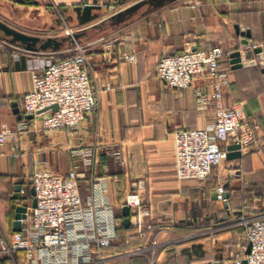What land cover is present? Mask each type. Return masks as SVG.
Here are the masks:
<instances>
[{"label": "crops", "instance_id": "0c3cea01", "mask_svg": "<svg viewBox=\"0 0 264 264\" xmlns=\"http://www.w3.org/2000/svg\"><path fill=\"white\" fill-rule=\"evenodd\" d=\"M53 1L65 18L77 21V39L92 43L87 65L92 81L110 82L112 87L102 91L99 106L75 130H32L35 116L23 108L24 94L33 87L32 69L44 58L64 57L72 37L62 30L50 0H0V21L41 39L38 49H29L6 40L12 35L0 29V129L27 124L17 141L0 145V236L10 238L18 231L19 205L27 212L33 206L29 191L37 167L65 174L77 164L83 200L87 203L101 186L114 207L117 237L105 248L104 264H150L152 248L153 264H232L248 250L238 215L264 213V193H256L257 187L264 192V0H200L195 6L194 0H167L157 6L144 3L120 17L143 1L123 0L115 12L103 8L98 14L93 8L97 16L87 21L80 20L74 7L80 0ZM237 26L251 32L253 43L247 48L254 62L233 67L230 53L246 48ZM50 37L58 39L59 46L43 47ZM101 37L111 45L93 42ZM211 45L222 46L220 65L230 73L225 102L244 105L259 141L240 159H226L216 167V181L180 180L174 133L214 120L211 104L203 112L198 105L199 93L211 87L207 74L201 73L188 87L171 88L157 75V63L164 54ZM253 45L262 47L263 64ZM125 51L134 53L135 60L121 58ZM89 151L94 164L87 160ZM218 177L228 184L227 201L217 198ZM17 183L29 189L20 198L14 197ZM132 190L148 204L156 226L143 235L136 232L131 211L123 212L125 195ZM25 224L20 222L21 229ZM0 264H32V259L28 251L18 250L2 257Z\"/></svg>", "mask_w": 264, "mask_h": 264}, {"label": "built area", "instance_id": "2783aa9c", "mask_svg": "<svg viewBox=\"0 0 264 264\" xmlns=\"http://www.w3.org/2000/svg\"><path fill=\"white\" fill-rule=\"evenodd\" d=\"M50 1L65 22L60 5ZM122 1L80 0L74 7L93 6L115 12ZM200 2L194 0L192 5ZM66 33L73 35L74 29L68 27ZM93 42L110 44L111 40L101 37ZM90 44L73 37V44L64 57L44 58L32 69L33 87L25 92L23 103L25 113L35 116L32 130H75L99 106L102 91L112 87L110 82L92 81L87 70ZM223 56L221 45L188 46L182 52L164 54L158 60L157 75L167 86L185 88L196 75L206 73L211 87L208 93H199L198 105L203 112L211 104L214 120L202 127L179 129L174 133L176 175L180 180L206 181L227 159L229 144H238L243 154L259 141L258 130L250 122L244 105L225 102V88L231 78L220 65ZM121 58L134 61L135 54L125 51ZM25 128V122L16 128L3 125L0 145L17 141ZM86 154L88 162L94 164L96 158L92 151ZM93 179L97 186L100 185L98 176ZM31 186L35 190L36 204L20 218L26 223L21 230L14 231L10 238L0 236V260L4 256H14L18 250H26L31 255L32 264H104L108 259L105 248L112 245L117 234L114 207L101 186L86 203L80 194L77 164L65 174L37 167ZM27 191L28 187L20 189L22 195ZM225 191L222 177H218L216 195L221 201L228 200ZM123 206L129 207L139 235L156 227L150 207L138 191H129ZM236 221L244 228V238L250 250L238 254L231 263L243 264L246 260L247 264H264V213L250 216L247 211H242ZM156 243L154 236L153 244ZM155 255L156 249L152 248L150 264L154 263Z\"/></svg>", "mask_w": 264, "mask_h": 264}, {"label": "water", "instance_id": "95a60500", "mask_svg": "<svg viewBox=\"0 0 264 264\" xmlns=\"http://www.w3.org/2000/svg\"><path fill=\"white\" fill-rule=\"evenodd\" d=\"M167 0H143L142 2L128 8L127 10L121 12L118 16H124L125 14H129L131 13L133 10H135L136 8H138L140 5L144 4V3H149V4H154V6L163 4L164 2H166ZM0 29H2L7 35H12L11 38L6 37V40H8L9 42L12 43H18L21 46H24L25 48H29V49H38L37 47V41H40L41 39H39L36 36H32L29 35L27 33L15 30L11 27H9L6 23H4L3 21H0ZM237 33L240 34L242 36V40L241 43L243 46H245L246 48L243 50L237 49L233 52L230 53V60L233 63V67H239L243 64H250L254 61H252L250 59V49L247 48L248 46H250L253 42L251 41L250 37H251V32L250 31H244V30H240L239 26H237ZM72 37V44H73V37L75 39H77L78 34L74 32L73 35H71ZM78 40V39H77ZM55 47L59 46L60 41L56 38L50 37L48 39H46L45 41H43L42 46H50L53 45ZM72 46V45H71ZM195 48V47H193ZM253 51L256 53L257 58L259 59L260 64H263V53H262V47L261 46H256L253 47ZM239 145L238 144H229L227 146V159H240L242 157V153L241 151L238 149ZM20 189H21V184L17 183L14 186V190H15V194L14 197L20 198L22 197V195L20 194ZM30 195L32 196V205L35 206L36 204V200L34 197L35 194V190L34 187L31 186L30 188ZM225 195L227 197L230 196V191L228 189V184L226 185V191H225ZM123 212L124 214H129L130 209L127 206L123 207ZM27 213V207L25 206H21L19 205L17 208V213H16V218L17 221H15V230H20L21 229V225H20V218L25 217ZM126 222H128V218L126 219ZM250 247H248L247 252H249ZM243 264H247V261L244 260Z\"/></svg>", "mask_w": 264, "mask_h": 264}, {"label": "trees", "instance_id": "16d2710c", "mask_svg": "<svg viewBox=\"0 0 264 264\" xmlns=\"http://www.w3.org/2000/svg\"><path fill=\"white\" fill-rule=\"evenodd\" d=\"M93 8H97V9H99V11H102L103 10V8L93 7V6H88V7L84 8V9H81L79 7H76V9L79 11V18H80V20L81 21H87V20H90V19L94 18L95 16H97V13L93 12ZM259 188L260 187H257L256 188V193L257 194L264 193L263 192V189L260 188L261 190H259Z\"/></svg>", "mask_w": 264, "mask_h": 264}, {"label": "rangeland", "instance_id": "374dc122", "mask_svg": "<svg viewBox=\"0 0 264 264\" xmlns=\"http://www.w3.org/2000/svg\"><path fill=\"white\" fill-rule=\"evenodd\" d=\"M104 12V11H103ZM98 14H100V13H102V11H99V12H97ZM139 13H141V12H139ZM57 19V16H53V21H55ZM65 19V22L64 21H62V24H63V31L64 32H66V29L68 28V27H71V28H76V27H74V25L73 24H75L77 21H75L74 19L72 20V19H69V18H64ZM99 19V18H98ZM95 21H97V20H95ZM43 27H47V25L49 26V24H41ZM45 29V28H44ZM39 30V31H45V30ZM51 32H54V31H52L51 30ZM216 171V170H215ZM215 171H213V173H212V175L210 176V178L209 179H207L206 181H202V182H206V183H208V181L210 182V181H214L215 180V177H214V174H215ZM216 181V180H215ZM218 182V181H217Z\"/></svg>", "mask_w": 264, "mask_h": 264}]
</instances>
